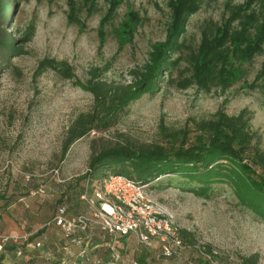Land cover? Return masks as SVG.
<instances>
[{"label":"rangeland","instance_id":"obj_1","mask_svg":"<svg viewBox=\"0 0 264 264\" xmlns=\"http://www.w3.org/2000/svg\"><path fill=\"white\" fill-rule=\"evenodd\" d=\"M110 1L97 0L89 9L85 0H9L11 8L4 20V27L25 53L0 65V195L7 200L0 199V212L4 204L10 206L0 217V233L17 230L5 226L6 221L12 223L10 216L23 219L29 232L39 230L47 235L45 248L57 256L64 255L63 238L57 227L46 224L61 203L73 213L90 212L79 194L86 189L92 194L96 184H77V180L88 170L93 154L103 148L166 145L169 133L210 120L222 109L229 115L246 110L253 143L264 151V94L245 85L253 83L264 67V51L244 64L243 77L231 84L216 79L203 83L195 76L203 38H212L232 8L245 0H204L198 11L185 18L175 37L169 36L174 0H119L113 16L103 25ZM70 3L75 11L70 10ZM253 7L257 17L262 15L264 0ZM130 12L137 16L133 29L125 25L132 22ZM239 23L236 20L234 24ZM259 24L258 18L251 31ZM163 43L172 45V51L167 50L170 64L160 76L159 87L133 100L115 125L94 129L72 141L63 154L75 122L94 110V95L82 85L89 86L96 76L104 91L132 83ZM68 69L70 77L65 75ZM154 184L149 186L150 198L162 206L179 230L194 234L197 246L184 241L179 256L165 262L154 258L135 236H129L118 242L128 250L121 253L118 247L121 259L116 264H130L145 256L149 264H241L242 258L252 255L258 256L257 264H264V219L243 204L232 186L215 184L208 195H197L177 184ZM40 187L46 194L32 195ZM65 194L73 196L72 206L68 200L60 201ZM21 200L31 207L26 209ZM91 230V242L108 244L98 227ZM205 246L210 247V253ZM37 251L32 246L26 248V258ZM103 257L108 258V251L103 250ZM20 261L14 249L7 248L3 263Z\"/></svg>","mask_w":264,"mask_h":264},{"label":"trees","instance_id":"obj_2","mask_svg":"<svg viewBox=\"0 0 264 264\" xmlns=\"http://www.w3.org/2000/svg\"><path fill=\"white\" fill-rule=\"evenodd\" d=\"M96 1L85 0L89 4V9ZM257 1L260 0H245L243 4L234 6L230 16L223 26L218 27L215 35L212 38H206V36L203 38L195 64V76L199 81L209 84L212 79H216L231 84L241 76L243 77L242 66L251 62L256 55L264 51V7L263 14L257 17L253 7ZM203 2L204 0L172 1L173 22L169 36L175 37L183 28L185 18L198 11ZM119 3V0L110 1L109 12L103 19V25L111 19ZM10 8L9 0H0V65L5 61L9 62L11 57L25 53L24 48L17 46V40L4 27V20ZM70 10L75 11L72 3H70ZM132 15L135 14L130 12L129 17ZM258 18L260 24L257 25L256 31L252 32L251 27ZM130 19L132 22H126L125 25L129 29H133L137 23V16H132ZM69 20L73 22L72 14H69ZM236 20L240 21L237 26L234 24ZM100 37L103 41L104 34H101ZM171 47L172 45L163 43L154 49L151 63H148L145 69L137 72L134 81L130 84L116 86L111 89L112 91H104V84L96 82L95 78H98L96 76L89 82V86L82 85L94 95V110L75 122L63 154L72 141L87 135L94 129L110 128L117 123L125 108L133 100L145 93L154 92L159 87L160 76L170 64V54L167 50L170 49L171 53ZM44 63H48L54 68L60 67L53 61H45ZM65 75L70 77L71 71L68 69ZM245 85L246 87L259 88L264 94V67L256 75L253 83H246ZM253 141L254 134L246 110H242L238 115H229L225 110L220 109L215 117L210 120L193 124V127L182 131L169 133L166 145L115 144L103 148L93 154L88 170L78 178L77 184L81 181L94 182L96 188H99L106 175L120 173L149 186L153 183H157L154 184L155 187L177 184L194 194L208 195L215 184L227 183L233 187L245 206L264 219V151ZM163 176L167 178L160 179ZM84 191H81L80 194ZM63 197L60 201L68 200L71 206L73 205V196L65 194ZM0 199L7 201L4 195H0ZM22 204L24 205V202ZM8 207H10L9 204H4L0 217ZM24 207L29 209L31 206L27 203ZM20 215L22 214L20 213ZM21 220L10 216V221L17 229L12 233L21 232L25 225V222ZM25 230L28 231L26 228ZM40 234H42L41 231L36 236ZM179 234L183 244L184 241H187L191 246H197L194 234L186 230H179ZM34 240L35 238L32 237L28 244L23 245L24 253L18 257L21 259L20 264H24L28 260H33L34 264H38V262H41L39 264H46L45 262L56 264L54 261L59 264L60 256L55 253L53 259L47 260L44 255L41 256L42 253H45L44 251H37L35 255L30 256L32 258L27 259L26 248L28 249ZM9 247L14 249L16 254V246L10 245L7 248ZM127 247L120 246L121 253L124 250L127 251ZM7 248L0 257V264H5L3 260ZM106 248H108V244H103L100 240L89 243V253L92 258L103 256V250ZM144 248L149 253L152 252L154 258L159 259L161 248L159 241H155L152 247L144 246ZM204 248L207 252H211L210 247L205 246ZM176 257H172L170 260ZM257 258V255L244 257L241 264H257ZM137 262L138 264L150 263L146 256L139 258Z\"/></svg>","mask_w":264,"mask_h":264},{"label":"built area","instance_id":"obj_3","mask_svg":"<svg viewBox=\"0 0 264 264\" xmlns=\"http://www.w3.org/2000/svg\"><path fill=\"white\" fill-rule=\"evenodd\" d=\"M55 174L58 175L57 170ZM45 194L44 187L32 192L34 196ZM80 199L89 205L90 212L72 213L65 203H61L46 224L57 227L63 238L61 251L64 255L59 257V264H116L121 259L118 242L129 236H135L147 247L159 241V259L165 262L179 256L184 248L177 224L160 204L150 198L148 184L124 174H110L102 179L100 187L95 188L92 194L85 190ZM92 226L98 227L108 238V248L104 250V253L108 251L107 259L103 256L92 258L89 253ZM38 233L39 230L29 232L24 227L19 233H0V257L10 245L16 246L17 257L23 255V245L34 237L30 246L44 251L41 256L44 255L47 260L53 259L55 253L45 248L47 235L36 236ZM24 264L34 262L28 260ZM132 264L138 262L132 261Z\"/></svg>","mask_w":264,"mask_h":264},{"label":"crops","instance_id":"obj_4","mask_svg":"<svg viewBox=\"0 0 264 264\" xmlns=\"http://www.w3.org/2000/svg\"><path fill=\"white\" fill-rule=\"evenodd\" d=\"M5 226L6 227H8L7 229H9V230H14V229H16V226H14V224L13 223H9V222H5Z\"/></svg>","mask_w":264,"mask_h":264}]
</instances>
